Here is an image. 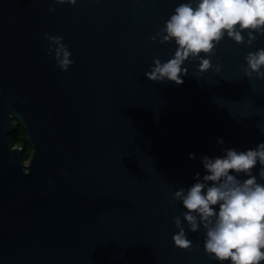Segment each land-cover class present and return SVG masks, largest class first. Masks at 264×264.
I'll list each match as a JSON object with an SVG mask.
<instances>
[{
  "label": "water",
  "instance_id": "95a60500",
  "mask_svg": "<svg viewBox=\"0 0 264 264\" xmlns=\"http://www.w3.org/2000/svg\"><path fill=\"white\" fill-rule=\"evenodd\" d=\"M181 2L0 0V264H221L182 216L192 248L174 245L186 209L172 194L205 174L201 157L264 142V79L242 71L264 35L251 47L225 35L219 73L186 60L182 84L148 80L177 47L149 37ZM45 33L63 37L67 71Z\"/></svg>",
  "mask_w": 264,
  "mask_h": 264
},
{
  "label": "clouds",
  "instance_id": "9594fccd",
  "mask_svg": "<svg viewBox=\"0 0 264 264\" xmlns=\"http://www.w3.org/2000/svg\"><path fill=\"white\" fill-rule=\"evenodd\" d=\"M55 3L75 5L77 0H55ZM55 9L50 8L49 11ZM246 32L247 38L242 35ZM227 36L237 43L251 47L259 36L264 35V0H184L149 39L164 44L171 40L177 45L171 58L165 62L153 57V65L144 76L154 82L171 81L179 85L188 75L184 62L198 61L197 75L214 67L216 73L221 64L213 65L216 45ZM44 37L49 41L46 51L53 53L56 66L67 71L74 64L71 52L63 43L62 36ZM201 53L204 54L202 58ZM246 77L253 74L264 79V48L249 51L245 56ZM222 144V138L217 139ZM224 155L201 157L205 174L194 175L195 182L185 189L179 187L172 194V201H180L186 211L173 218L177 232L172 236L174 245L191 250L188 231L205 230L204 250L212 259L229 261L230 264H264V142L255 148L238 151L222 150ZM189 154V159H194ZM259 164L257 174L253 169ZM246 178H239L241 177Z\"/></svg>",
  "mask_w": 264,
  "mask_h": 264
},
{
  "label": "trees",
  "instance_id": "16d2710c",
  "mask_svg": "<svg viewBox=\"0 0 264 264\" xmlns=\"http://www.w3.org/2000/svg\"><path fill=\"white\" fill-rule=\"evenodd\" d=\"M14 120L15 127L12 132L8 134L9 142L12 145L21 146L23 148V158L27 159L31 153L32 145L25 137V131L21 122L16 117H14Z\"/></svg>",
  "mask_w": 264,
  "mask_h": 264
},
{
  "label": "rangeland",
  "instance_id": "374dc122",
  "mask_svg": "<svg viewBox=\"0 0 264 264\" xmlns=\"http://www.w3.org/2000/svg\"><path fill=\"white\" fill-rule=\"evenodd\" d=\"M28 161V158L25 160V163Z\"/></svg>",
  "mask_w": 264,
  "mask_h": 264
}]
</instances>
